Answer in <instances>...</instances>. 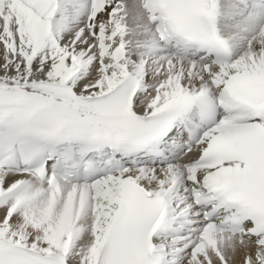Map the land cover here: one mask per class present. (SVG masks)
Here are the masks:
<instances>
[{
    "label": "snow or ice",
    "instance_id": "1",
    "mask_svg": "<svg viewBox=\"0 0 264 264\" xmlns=\"http://www.w3.org/2000/svg\"><path fill=\"white\" fill-rule=\"evenodd\" d=\"M0 264H264V0H0Z\"/></svg>",
    "mask_w": 264,
    "mask_h": 264
}]
</instances>
